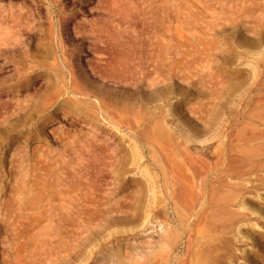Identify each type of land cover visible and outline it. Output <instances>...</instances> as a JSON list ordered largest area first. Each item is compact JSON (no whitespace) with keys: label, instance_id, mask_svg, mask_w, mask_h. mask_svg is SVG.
<instances>
[{"label":"rangeland","instance_id":"1","mask_svg":"<svg viewBox=\"0 0 264 264\" xmlns=\"http://www.w3.org/2000/svg\"><path fill=\"white\" fill-rule=\"evenodd\" d=\"M168 2L0 0V249L5 220L23 211L34 235L68 191L90 198L89 184L121 180L123 203L74 264H107L113 235L152 257L169 232L176 261L180 223L203 209L198 191L187 207L190 184L206 172L238 264H264V0ZM119 54L134 75L107 70Z\"/></svg>","mask_w":264,"mask_h":264},{"label":"bare ground","instance_id":"2","mask_svg":"<svg viewBox=\"0 0 264 264\" xmlns=\"http://www.w3.org/2000/svg\"><path fill=\"white\" fill-rule=\"evenodd\" d=\"M165 1H171L168 2V7L170 8L174 4L172 0ZM14 14L18 18L23 17V11ZM108 62L109 67L107 70L112 74L134 75V68L131 62L125 60V57L120 54L114 56ZM147 74L152 81L157 79V76L153 75V73ZM196 113L203 114L201 110L197 109ZM106 148L108 147L106 146ZM185 148L187 149L188 147L185 146ZM185 152L191 154L189 150H185ZM191 160L194 162L198 161L194 157ZM219 161L216 162L220 164L221 162ZM104 173L110 176L117 174L114 177L116 178L117 176L120 180L124 172L119 169L115 173L113 167L106 164ZM99 174L97 175L98 177ZM208 176L206 172H202L201 181L198 185L190 184L192 193L187 207L189 209L193 208L195 196L199 192L203 197L201 202L203 209L199 214H196V218L192 222L180 223V227L187 229L188 232V243L184 256L174 261L175 246L172 243L174 236L170 232L167 237H165V233L160 235L164 238L163 251L152 257L143 254L141 258V253L139 254L137 251L138 246L134 244L131 237H118L111 233L113 237L111 236L107 243V264H238L239 254L232 250L230 240L224 237L233 223H229V218L222 221L211 220V213L219 204L216 192L220 180L212 179L209 182ZM98 177L95 180L99 181ZM120 183L116 185L115 181L110 180L104 190H100V183H96V185L89 184L88 188L93 194L90 198L82 195L81 190L73 193L68 191L66 202L62 206L63 209H61L62 211L59 213L57 221H52L50 226L43 224L41 221L34 222L37 229L34 235H26L24 232L28 222L23 221L25 216L23 211L20 212L19 218L5 220V224L2 223V226L9 230L11 234H9L4 241L2 249H0V264H74L80 257L89 259L90 255L84 253V247L91 240L90 231L100 229L101 226L96 225H99L102 220L113 217L114 215H110V213L121 206L124 201L122 183ZM196 186L198 190L195 188ZM230 201H226L225 205H231L233 202ZM91 205H93L92 208L90 207ZM91 209H94V211H91ZM7 213H9V209ZM44 214L45 211H42L41 215ZM171 228L173 229V227L168 225L165 227V231H170L172 230Z\"/></svg>","mask_w":264,"mask_h":264}]
</instances>
